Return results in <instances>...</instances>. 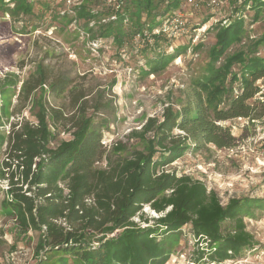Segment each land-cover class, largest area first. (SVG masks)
<instances>
[{"label": "trees", "instance_id": "trees-1", "mask_svg": "<svg viewBox=\"0 0 264 264\" xmlns=\"http://www.w3.org/2000/svg\"><path fill=\"white\" fill-rule=\"evenodd\" d=\"M46 2L0 0V12L13 23L29 18L28 24L35 28L31 23L35 3L40 13L48 7ZM180 3L81 0L73 7V18L82 22L88 38L111 40L119 51L126 50L132 38L143 32L158 46L160 38H167L160 29L162 22ZM246 6L257 18L264 0H240L241 11L234 8L238 16L214 27L215 43L208 51L206 74L189 88L179 108L168 105L160 117L146 118L138 129L129 131L126 142L115 141L108 148L101 143L102 129L108 124L106 119L97 123L96 118L109 114L102 92L93 94L81 81L56 74L43 61L21 81L16 97L20 113L29 106V116H21L4 130L2 117L8 114L0 105V181L7 187L3 204L23 236L30 231L38 234L35 264H45L52 257L58 264L69 260L72 264H165L170 235L185 226L194 239L213 248L211 263L233 260L242 250L256 247L243 220L253 216L254 209L263 204L261 200L229 199L222 204L202 181L166 169L192 146L231 147L234 137L220 122L244 118L253 123L264 118V100L255 97L260 92L255 82L264 78V57L255 55L258 46L264 45V33L247 50L225 55L241 41ZM58 17L67 19L68 15ZM21 28L18 34H25L26 23ZM154 30L159 33L153 34ZM179 54L173 49L171 54L153 55L146 61L149 72L164 68ZM235 65L238 72L231 70ZM11 78L5 75L6 88L18 83L15 77L9 81ZM236 82L241 89L232 95ZM44 90L64 96L65 104L49 105ZM61 132L69 139L58 140ZM145 206L159 216L152 219L153 224L140 227L133 218L139 216L148 224L142 213ZM226 222L232 225L223 230ZM115 231H119L116 236L109 237Z\"/></svg>", "mask_w": 264, "mask_h": 264}, {"label": "rangeland", "instance_id": "rangeland-1", "mask_svg": "<svg viewBox=\"0 0 264 264\" xmlns=\"http://www.w3.org/2000/svg\"><path fill=\"white\" fill-rule=\"evenodd\" d=\"M46 1L48 7L40 13V6L35 3L36 16L31 18V23L37 25L35 28L28 24L29 18L13 23L8 15L3 16L0 12V105L8 114L2 117L4 125L1 128L8 130L10 123L21 116H29V106L20 113L16 97L21 81L30 76L38 62L43 61L56 74L81 81L93 94L103 93L104 101L109 104L105 112L109 114H98L96 122L107 121L108 127L102 129L101 140L107 148L115 141L126 142L131 129H138L148 117H160L164 107L179 108L189 88L206 74L208 51L215 43L214 27L218 23L225 25L238 16L234 12L235 7L241 11L238 7L240 0H181L174 13L182 25L175 28L173 19H169L165 26L169 35L160 38L158 46L155 42L153 45L144 42L150 46L142 50L144 43L132 42L126 50L119 51L111 40H91L84 34L82 22L73 18V7L81 0ZM64 13L68 18L60 19L58 15ZM242 16L244 32L241 41L233 44L225 55L240 49L247 50L264 33V8L255 18L254 10L246 6ZM25 23L26 33L18 34ZM151 45L156 48H150ZM183 48L185 51L181 50ZM173 49L180 51L178 57L164 68L149 72L146 61L150 57L158 53L171 54ZM225 55L216 66L222 63ZM255 55L264 57V45L258 46ZM231 70L238 72V66ZM5 75L12 77L9 81L17 78L18 83L6 88L9 82L3 84ZM255 86L260 89L255 97L264 100V78L257 80ZM240 89V83H234L232 95L239 93ZM45 90L42 94L49 105L59 107L65 104L64 96L49 95ZM39 94L40 91L36 93L37 96ZM219 124L229 128L234 137L231 147L217 149L206 145L193 149L192 146L166 169L202 181L208 190L217 193L222 204L229 199L261 200L263 204L254 209L253 216L243 220L246 230L254 236L256 247L242 250L233 260L211 263L208 259L213 248L194 239L189 227L185 226L179 233L170 235V255L165 264H264V118L253 123L244 118H234ZM57 139H69V135L61 132ZM2 158L3 148L0 147V160ZM6 188V183L0 181V264H35L34 248L38 234L30 231L23 236L15 227L13 216L3 204ZM142 213L149 222L146 224L139 216L134 217V223L140 227L153 224L152 219L159 216L148 206L142 209ZM231 225V222L224 223L223 230ZM118 232L109 237L116 236ZM160 239L158 236L157 240ZM198 253L203 254L199 257ZM68 262L72 264L71 260ZM45 264L58 262L52 257Z\"/></svg>", "mask_w": 264, "mask_h": 264}, {"label": "built area", "instance_id": "built-area-1", "mask_svg": "<svg viewBox=\"0 0 264 264\" xmlns=\"http://www.w3.org/2000/svg\"><path fill=\"white\" fill-rule=\"evenodd\" d=\"M188 1H191V0H188ZM177 14H172L170 17H168L167 19H165L163 22H162V25H161V27H160V29H161V31L162 32H164L167 36L169 35L168 34V30L165 28V26L167 25V22L169 21V19H173V21H174V26H175V28L177 27V26H180V25H182V23L180 22V20L179 19H177ZM179 24V25H178ZM178 28V27H177ZM159 33V30H154L153 31V34H158ZM152 41H153V38H152V36H150L148 33H146V32H143V34H136L133 38H132V42H134V43H144V42H146V43H149V44H151L152 43ZM138 44V45H139Z\"/></svg>", "mask_w": 264, "mask_h": 264}]
</instances>
